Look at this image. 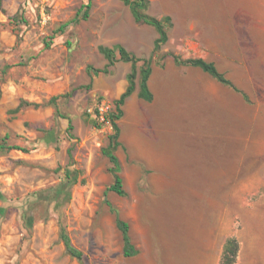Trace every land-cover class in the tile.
Wrapping results in <instances>:
<instances>
[{"label":"rangeland","instance_id":"rangeland-1","mask_svg":"<svg viewBox=\"0 0 264 264\" xmlns=\"http://www.w3.org/2000/svg\"><path fill=\"white\" fill-rule=\"evenodd\" d=\"M87 1L0 0V142L28 149L0 152V264H221L232 236L235 264H264V0H147L145 12L171 25L155 97L138 96L139 62L118 120L123 194L107 189L103 148L114 131L110 88L128 70L117 61L93 72L108 62L99 46L120 39L149 58L153 44L142 40L154 43L156 29L125 0H93L87 20L57 31ZM172 54L213 61L231 85ZM68 173L76 181L57 198L50 190ZM112 206L129 224L133 256Z\"/></svg>","mask_w":264,"mask_h":264},{"label":"trees","instance_id":"trees-1","mask_svg":"<svg viewBox=\"0 0 264 264\" xmlns=\"http://www.w3.org/2000/svg\"><path fill=\"white\" fill-rule=\"evenodd\" d=\"M127 4L130 5L134 18L137 22L147 23L154 26L158 32V37L154 42V48L149 56V58L138 57L134 52L129 51L123 44L115 43L113 46L100 45L99 51L106 57L108 60L107 64L103 68H95L93 74L99 75L100 73H109L110 67L113 66L117 61H124L131 63V71L127 75L128 86L124 92L115 100V110L107 114L112 127L113 133L109 136V142L106 147L103 148V153L110 159L112 162V173H113V183L108 186V190H112L116 193L123 194V179L120 175L121 163L119 157L116 155V150L121 145L120 142V126L118 120L122 118L124 110L122 106L125 104L126 100L136 91L137 83L136 78L138 75V65L139 62H142L139 67V90L138 96L144 100L152 101L154 94L149 86V79L153 71V66L158 65L161 67L165 66L166 55H160V50L162 46L167 43L168 36V27L171 25L170 16H165L164 18H157L151 16L145 12L147 8V0H125ZM93 5V0H88L85 4L82 5L80 10L77 12L75 17L65 23H62L57 31L64 32L69 24L73 22H79L81 20H87L90 16V10ZM46 49L50 47V41L45 42ZM174 61L178 65L183 66H193L201 68L203 71L208 73L210 76L218 80L219 82L227 85H231L230 80L226 75L221 72L216 64L213 61H208L202 56L197 57H188L182 58L178 54H172ZM35 57V56H34ZM92 66H89V69H92ZM90 85V84H89ZM58 111V110H57ZM73 125L69 124L68 129L71 130ZM8 136L4 138L3 142H0V152L8 151L11 149H19L23 151H28L26 147L20 146L18 144H10L7 142ZM67 180L62 182L58 187L50 190V193L56 195L58 198L64 190L69 188L75 183V179L68 173ZM42 200V199H40ZM111 205V204H110ZM112 210L116 212V224L121 230L123 235V253L125 256H133L136 254V248L131 242L129 235V224L127 221L119 217L117 211L112 206ZM26 222H28V228L32 225V216L26 214ZM61 239L63 240L67 251L74 257L78 259L83 258V252L77 248L73 243L64 227L61 228ZM239 253V241L235 236L230 237L224 247L223 256L221 264H235L238 258Z\"/></svg>","mask_w":264,"mask_h":264},{"label":"crops","instance_id":"crops-1","mask_svg":"<svg viewBox=\"0 0 264 264\" xmlns=\"http://www.w3.org/2000/svg\"><path fill=\"white\" fill-rule=\"evenodd\" d=\"M157 37H158V32H157V30H155L154 35L152 37L153 38V42H155V40H156ZM145 40H146V44L147 43L148 44H151V47H152V44H153V48H154V43H151L150 42V37L144 36V38H143L142 41L145 42ZM117 43L123 44L130 51V41H129V44H127V43L124 42V40L120 39V42H117ZM151 47H150V50H151ZM153 48H152V50H153ZM152 50H151V52H152ZM122 62L123 63H126V64H124V67H126L128 71L124 75V77H121L119 80H114V81H117V83L113 87L111 86V88H110L111 95L113 97H116V99L119 98V96L124 92V90L128 86L127 75L130 73V62H124V61H122ZM186 67H188V69H190V68H192V69L193 68H198V67H193V66H186ZM163 68L164 67H161V66H158V65H154L153 66V71H152V74H151L150 79H149V86H150V89L152 90V92L154 94V97H155L156 92H157V90H156V88H157L156 82L158 81V79L160 80V78H159L160 74L162 75V78H163V76H164L163 74L165 73ZM199 69H201V68H199ZM94 81H96L95 78H94ZM127 100H126L125 103H127ZM123 138L124 139L127 138V136L125 135V133H123ZM132 148H133V145H132ZM133 149H135V152L138 155L143 156L144 159H146V161H148V163H151V164H160V165L162 164L159 161V159H158L157 154L155 153V151L151 152L148 149H147L146 152L145 151H139L135 147Z\"/></svg>","mask_w":264,"mask_h":264},{"label":"built area","instance_id":"built-area-1","mask_svg":"<svg viewBox=\"0 0 264 264\" xmlns=\"http://www.w3.org/2000/svg\"><path fill=\"white\" fill-rule=\"evenodd\" d=\"M97 109H98V113H99L100 118L104 119L106 112H107V108L105 106V103L104 102L98 103Z\"/></svg>","mask_w":264,"mask_h":264},{"label":"bare ground","instance_id":"bare-ground-1","mask_svg":"<svg viewBox=\"0 0 264 264\" xmlns=\"http://www.w3.org/2000/svg\"><path fill=\"white\" fill-rule=\"evenodd\" d=\"M134 142V141H133ZM138 149L140 148L141 149V146H136ZM144 148V147H143ZM145 149V148H144Z\"/></svg>","mask_w":264,"mask_h":264}]
</instances>
